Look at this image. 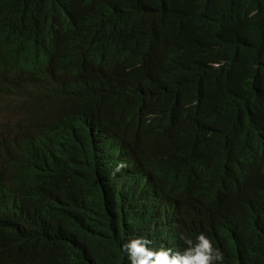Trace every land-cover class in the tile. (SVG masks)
Listing matches in <instances>:
<instances>
[{
  "label": "trees",
  "instance_id": "trees-1",
  "mask_svg": "<svg viewBox=\"0 0 264 264\" xmlns=\"http://www.w3.org/2000/svg\"><path fill=\"white\" fill-rule=\"evenodd\" d=\"M0 7L13 22L14 57L25 54L35 35L57 68L80 69L96 59L110 76L108 125H128L146 97L180 114L169 130L173 139L194 145L211 136L232 152L248 127L264 124V0H0ZM105 36H115L119 50L114 42L95 58ZM37 57L46 67L45 56ZM38 80L29 79L32 87H40ZM89 88L77 83L78 102ZM75 105L68 110L52 101L42 110L52 113L47 122L26 124L0 150V264H49L40 251L28 258L11 252L19 240L59 260L129 264L121 250L124 230L108 214L105 191L80 177L76 151L66 147L68 136L83 137L72 123L96 106ZM165 190L172 203L191 194L175 178ZM209 190L218 192L214 184ZM201 232L216 248L235 238L220 242V235L194 226L187 238Z\"/></svg>",
  "mask_w": 264,
  "mask_h": 264
},
{
  "label": "clouds",
  "instance_id": "clouds-1",
  "mask_svg": "<svg viewBox=\"0 0 264 264\" xmlns=\"http://www.w3.org/2000/svg\"><path fill=\"white\" fill-rule=\"evenodd\" d=\"M9 21L13 23L10 14L0 7V98L6 100L7 113L0 126V150L26 124L47 122L52 113L42 110L52 101L59 99L68 110L80 108L75 104L81 102L83 106L95 104L71 125L73 130L82 129L83 137L68 136L66 147L76 151L80 177L105 191L108 214L119 233L124 230L121 250L129 264L263 263L264 124L248 127L232 152L219 148L211 136L208 142L194 145V140L173 139L169 130L180 114L171 103L162 111L146 97L135 104L138 111L128 125H108L110 103L105 98L110 96V76L105 78L97 69L96 59L80 69L57 68L35 35L26 43L25 54L14 57L10 47L15 50L17 40L12 44L9 39ZM114 42L119 50L115 36H105L95 58ZM38 53L45 56L46 67ZM33 76L39 77V88L32 87L29 79ZM79 81L90 87L80 102L74 93ZM52 125L47 123L44 132ZM172 178L191 191L178 203H172L165 190ZM210 184L218 192L210 191ZM190 226L220 235V242L226 235L235 238L216 248L203 232L187 238ZM10 251L25 253L26 258L40 251V259L50 260L49 264H83L74 257L59 260L42 255L40 248L26 247L21 240Z\"/></svg>",
  "mask_w": 264,
  "mask_h": 264
},
{
  "label": "rangeland",
  "instance_id": "rangeland-1",
  "mask_svg": "<svg viewBox=\"0 0 264 264\" xmlns=\"http://www.w3.org/2000/svg\"><path fill=\"white\" fill-rule=\"evenodd\" d=\"M6 100L0 98V126L4 125V119L7 117V113L5 112ZM19 117L17 116L16 119Z\"/></svg>",
  "mask_w": 264,
  "mask_h": 264
}]
</instances>
